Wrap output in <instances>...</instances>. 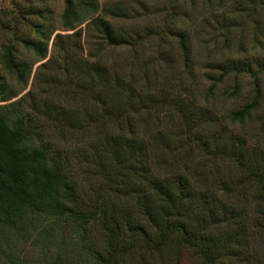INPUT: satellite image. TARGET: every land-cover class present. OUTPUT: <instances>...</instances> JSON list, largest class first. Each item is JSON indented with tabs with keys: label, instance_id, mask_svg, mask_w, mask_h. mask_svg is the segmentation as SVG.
Returning a JSON list of instances; mask_svg holds the SVG:
<instances>
[{
	"label": "trees",
	"instance_id": "1",
	"mask_svg": "<svg viewBox=\"0 0 264 264\" xmlns=\"http://www.w3.org/2000/svg\"><path fill=\"white\" fill-rule=\"evenodd\" d=\"M62 2L61 30L83 21L89 26L86 53L75 30L56 32L47 57L43 40L54 29L45 34L35 24L36 38L14 31L16 20L4 26L10 35L3 34L0 46V237H20L50 219L79 235L93 264H264L260 144L215 132L204 136L206 130L192 136L188 120L198 115L176 100L179 121L170 129L149 127L141 113L152 103L164 105L144 89L152 83L149 71L135 54L116 60L108 54L117 47L135 50L143 40L136 25L116 23L134 14L123 0L102 7L98 0ZM33 12L43 18L45 10L20 11ZM165 29L157 39L170 33L187 57L183 30ZM16 43L40 61L21 95L32 63L18 58ZM257 66L253 98L231 114L241 124L262 98L264 62ZM8 79L21 87L8 91ZM138 121H144L140 129ZM194 150L207 158L192 162Z\"/></svg>",
	"mask_w": 264,
	"mask_h": 264
},
{
	"label": "rangeland",
	"instance_id": "2",
	"mask_svg": "<svg viewBox=\"0 0 264 264\" xmlns=\"http://www.w3.org/2000/svg\"><path fill=\"white\" fill-rule=\"evenodd\" d=\"M113 1L98 0V4L102 7ZM169 2L123 0L129 14L134 15L129 19L119 17L116 23L125 29L136 25L135 30L140 31L143 40L135 50L117 47L108 52L115 57L113 60L119 55L135 54L136 63L147 69L152 79V83L144 88L148 96L163 98V106L152 103L148 112L141 113L142 118L148 119L149 127L170 129L174 120L179 121L175 116L178 104L188 105L192 108L190 112L198 115L193 121L192 118L188 120L192 136L198 137L205 130L204 136L214 132L215 137L221 134L240 136L249 146L257 141L264 151V73L260 74L258 81L262 98L250 118L241 124L231 117L232 112L253 98L255 86L252 75L258 70L257 62H264V0H172L177 11ZM248 3L255 4L254 12L248 11ZM40 9L45 10L46 19L34 12L27 15L20 13ZM62 9V0H0V46L5 40L3 34L10 35L4 29L5 24H12L16 20L18 24L14 31L28 37H39L35 24H40L45 34L54 29L48 39L43 40L47 46V57L51 53V42L56 32L70 33L75 30L80 33L78 37L83 43V53L88 52L85 35L92 33L87 30L89 26L86 21L73 30L63 31L60 24ZM228 23L232 27H221ZM165 27L168 30H183L188 39L187 57L177 48L170 33L157 39L156 33L164 32ZM16 46L18 58L32 63L21 95L30 87L40 61H35L36 56L22 44L16 43ZM234 62L238 64L237 69L226 67ZM152 70L155 72L152 73ZM1 74L0 69V80ZM19 87L21 84L15 79H8V91ZM1 99L0 96V104L3 103ZM211 120L215 123L207 127ZM143 123L138 121L139 129ZM200 157L207 158L198 150L191 152L192 162ZM80 182L85 183L83 179ZM94 241L99 244L97 238ZM1 252L3 256L0 260L3 259L6 264H93L90 257L81 251L79 235L74 231L58 229L50 223V219L39 221L32 231L20 237H0Z\"/></svg>",
	"mask_w": 264,
	"mask_h": 264
}]
</instances>
